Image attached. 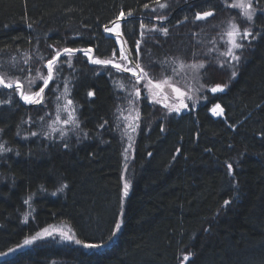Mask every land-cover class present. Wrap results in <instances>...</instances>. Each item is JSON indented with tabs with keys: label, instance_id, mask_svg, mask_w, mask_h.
Listing matches in <instances>:
<instances>
[{
	"label": "trees",
	"instance_id": "16d2710c",
	"mask_svg": "<svg viewBox=\"0 0 264 264\" xmlns=\"http://www.w3.org/2000/svg\"><path fill=\"white\" fill-rule=\"evenodd\" d=\"M232 2L167 0L162 9L154 0H0V70L22 81L29 67L32 75L37 68L46 75L39 57L51 59L64 47L92 48L100 59L123 48L132 59L139 41V63L155 79L171 75L161 64L165 59L206 65L198 82L192 74L178 78L176 86L194 99H186L188 107L179 113L145 99L144 81L136 85L132 74L91 64L82 53L72 61L74 70L65 65L50 84L46 106L26 104L18 91L0 87V101L11 100L0 104V143L11 149L0 153V264H264V0H254L252 23L228 6ZM121 11L125 18L117 20ZM203 11L214 15L196 21L195 13ZM230 19L260 35L242 41L239 63L222 67L217 61L227 59L220 56L227 46L221 35ZM116 22L118 38L104 31ZM141 23L168 33L141 29ZM24 53L32 57L29 65ZM66 78L79 105L80 129L63 141L58 133L50 140L39 118L53 113ZM216 84L227 87L212 93ZM199 85L205 86L196 91ZM134 86L141 89L139 127L127 136L117 107L128 115L126 98ZM216 104L222 116L210 110ZM128 142L131 157L124 162ZM117 221L121 228L112 236ZM55 222H65L75 240L105 246L88 249L50 238L21 244Z\"/></svg>",
	"mask_w": 264,
	"mask_h": 264
},
{
	"label": "snow or ice",
	"instance_id": "6c2138e0",
	"mask_svg": "<svg viewBox=\"0 0 264 264\" xmlns=\"http://www.w3.org/2000/svg\"><path fill=\"white\" fill-rule=\"evenodd\" d=\"M155 4L162 9H166L168 7L167 0H154ZM258 2V0H257ZM231 8L238 9L240 15L247 22H254V17L256 15V8L254 7V0H233V2L228 5ZM143 7L148 9L150 7L149 4H144ZM153 11L155 9L153 8ZM133 15L132 11L127 13L128 17ZM214 15L213 11H203L195 13L194 19L196 21L206 20L208 17ZM125 18V13L123 11L120 12V16L117 18ZM158 20H166L167 17L163 15H159L156 17ZM187 19V17H185ZM179 23V22H178ZM31 27V24L28 25ZM141 29H147L148 31L157 30L167 35V28H157L155 25L151 29H148L146 25L141 23ZM120 23L116 22L113 27H109L108 25L104 26V31L106 33H116L117 38L120 35L119 32ZM260 35L257 33L253 35L251 28H244L241 30L239 24L235 22V19H230L227 24V28L224 33L221 35V40L224 41L226 50L220 53V56H223L227 59L218 60L217 62L223 67L225 65H229L231 61H235L239 63L240 56L237 55V50H242L244 44L242 41L251 39H256V36ZM141 36H143V32H141ZM126 43V41H125ZM216 49L210 48L209 52L211 53ZM92 48H70L64 47L62 49L55 50V54L52 55L51 59H46L44 56H40L39 59L41 61H45L43 64V68L46 69V75L44 72L37 68L35 70V75H32L31 67L28 68V75L23 77V81L20 77H10L8 76L6 71L0 70V87L6 89H12L13 92L18 91L20 99L23 100L26 104L29 105H42L46 106V90H50V84L56 83L59 77L60 72L63 70L66 65L69 69L74 70L73 59L76 58L78 53H82L84 56L88 58V61L94 65L101 66H109L115 70L117 73H131L132 77L135 78L136 85H139L141 81H144L143 87L147 92V96L145 99H151L155 104H162L168 112H176L179 113L182 108H187L188 105L184 102L185 99H193V96L189 94V91H182L180 87L176 86L178 82V78L187 77L189 74H192V78L197 80L201 74V70L205 69L206 65L203 61L200 62H191L186 63L183 59L180 58H171L165 59L161 62L163 67H169L171 70V75H163L161 79H155L149 72L145 71L144 67L139 63V41L137 42V57L130 59V52L126 53L123 48L120 49L119 52V61L116 59V52L113 51V55L109 59H100L99 57L93 56ZM23 63L25 65H29L32 57L28 53H24ZM64 58L63 60L61 58ZM16 60L15 57L11 59V63L9 67H15ZM4 65L0 64V69H2ZM234 69V65H232ZM20 72H23L24 69H17ZM112 73L110 72V75ZM232 77L237 75L236 71L233 70L231 73ZM38 82L42 83V86H39L38 91H31L34 86L38 85ZM69 79H65L63 91L59 92V95L55 97V107L54 111L51 115L45 113V116H41L40 121H45L47 123L48 131L43 132V135L48 139H52L54 133H58L59 138L63 141L67 138L68 132L76 131L80 129V119L78 117L79 105L76 104L73 99L70 98L72 89L69 87ZM113 84L116 88L123 90L125 89V84L120 80H113ZM205 85H199L196 88V91H199L200 88ZM227 85L216 84L214 87L210 88L212 93L221 92ZM191 89V86H188ZM56 91H59L58 85ZM167 90H170L171 93L175 94L174 101L178 100L179 103H169L168 101L172 99L170 97ZM89 97H93L95 95L94 92L89 91L87 93ZM141 99V89L138 86H134L132 91L129 92V96L126 98L128 104V115H125V110L117 107V112L120 115L117 117V120L123 119L127 121V127L125 131V135H128V132H135L139 127V101ZM11 103V100L8 101H0V104ZM212 112L217 116L223 115V109L219 104L215 105L212 109ZM135 113V115H133ZM107 121L104 122L106 124ZM104 124L99 125V127H104ZM65 126H71V128H66ZM0 131H3L0 129ZM19 134V133H17ZM31 135L36 136V132H32ZM84 136L87 137V133H84ZM131 139V136H129ZM64 147L68 148L69 144L64 143ZM11 151L5 147L3 143H0V153ZM127 151V149L125 150ZM179 151V150H177ZM229 172H231L232 165H228ZM63 187H66L64 185ZM129 184L126 182L124 184V195L128 194ZM61 191L63 188L60 189ZM31 200V196L24 201L25 204H28ZM230 204L229 200L224 201V205ZM25 220H27V215L25 216ZM121 228V222L117 221L114 226V231L112 232V236L116 235V232ZM57 231L53 229L52 231L49 228L42 229L41 232L36 233V235L31 236L29 238H25L23 241V245H31L33 241L41 238L42 236H52L54 232ZM60 235L63 239L72 241L74 237L70 234H67L63 231L60 232ZM112 236H109V240L112 239ZM76 244H81L83 247L88 249H99L105 246V242L101 241L99 243H85L81 240H74ZM17 247H21L18 245ZM9 251H14L13 249H9ZM0 255H5L4 253H0ZM190 253L188 255H184L183 260L188 261L190 257Z\"/></svg>",
	"mask_w": 264,
	"mask_h": 264
},
{
	"label": "rangeland",
	"instance_id": "374dc122",
	"mask_svg": "<svg viewBox=\"0 0 264 264\" xmlns=\"http://www.w3.org/2000/svg\"><path fill=\"white\" fill-rule=\"evenodd\" d=\"M116 56L117 57H119V55H117L116 54ZM117 61H119V60H117ZM131 74V73H130ZM146 91V90H145ZM145 94V96H147V92H145L144 93ZM174 94V93H173ZM175 95V94H174ZM175 97V96H174ZM174 97L170 100V101H168L169 103H173V102H175V103H179V101L178 100H175L174 101ZM151 100V99H150ZM194 100V99H193ZM186 104L188 103L187 101H186V99H185V101H184ZM188 105V104H187ZM217 105V104H216ZM215 106V105H214ZM214 106H212L211 107V111H212V109L214 108ZM184 109H186V108H182L181 110H184ZM126 125H127V123H126ZM130 132V131H129ZM128 135H129V133H128ZM127 135V136H128ZM127 149V151H125L124 152V162H127L128 160H129V158L131 157L130 156V154H131V151H132V144H130L129 142L127 143V146H126V148H125V150ZM44 228H49V230L50 231H52L53 229H55V230H57V231H55L54 232V234L52 235V236H42L41 238H39L40 240H42V239H45V238H50V239H52V240H55L57 243H68V242H70V243H73L74 242V240H75V237L73 236V232H72V230H71V228L65 223V222H55V223H52V224H49V225H47V226H45V227H43V228H41V229H39L38 230V232H41L42 231V229H44ZM61 231H63V232H65V233H67V234H70V235H72L73 237H74V240H72V241H69V240H65V239H63L62 237H61V235H60V232ZM37 232V233H38ZM36 235V234H35ZM39 239H37V240H35V241H38ZM35 241H33V242H35ZM21 244H23V242L21 243ZM13 252L14 251H9L8 250V254H10L11 255V253L13 254Z\"/></svg>",
	"mask_w": 264,
	"mask_h": 264
}]
</instances>
